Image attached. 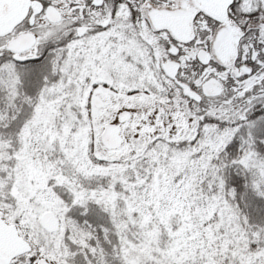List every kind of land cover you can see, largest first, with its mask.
Masks as SVG:
<instances>
[{
  "label": "snow or ice",
  "instance_id": "1",
  "mask_svg": "<svg viewBox=\"0 0 264 264\" xmlns=\"http://www.w3.org/2000/svg\"><path fill=\"white\" fill-rule=\"evenodd\" d=\"M0 264H264V0H0Z\"/></svg>",
  "mask_w": 264,
  "mask_h": 264
}]
</instances>
